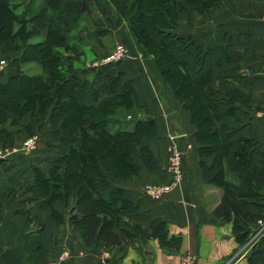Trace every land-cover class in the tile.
Wrapping results in <instances>:
<instances>
[{
    "label": "trees",
    "instance_id": "obj_1",
    "mask_svg": "<svg viewBox=\"0 0 264 264\" xmlns=\"http://www.w3.org/2000/svg\"><path fill=\"white\" fill-rule=\"evenodd\" d=\"M85 1L36 0L34 10L23 5L17 11L24 0H0V52H13L15 68L0 80V135L10 141L7 127L18 124L23 116L29 134L33 118H44L56 143L40 164H31L22 189L29 192L28 200L49 208L52 220L77 229L86 246L102 243L113 257L128 243L147 238L179 247L181 238L169 236L165 219L154 218L148 226L133 222L140 215L138 205L111 180L137 174V159L147 169L155 168V155L145 142L159 137L155 118L135 115L143 106L132 78L124 77L123 59L87 65L72 43L64 44L66 54L55 47L64 43V32L76 26L87 10ZM110 2L126 20L136 48L152 56L175 99L189 110L202 179L222 189L213 214L233 224L241 243L247 241L248 223L262 217L248 209L262 206L264 157L257 164V141L238 136V127L223 121L226 116L238 119L236 104L245 101L237 87L222 89L215 82L229 72L236 74L232 67L229 71L223 66L236 59L238 52L230 44L205 45L192 32L176 29L186 5L207 13L221 0ZM105 31L110 30L94 29L96 43L103 44L100 32ZM26 62H36L40 71H24L21 64ZM120 109L132 116L120 119ZM259 252L258 246L252 247L247 264H254L252 256Z\"/></svg>",
    "mask_w": 264,
    "mask_h": 264
},
{
    "label": "crops",
    "instance_id": "obj_2",
    "mask_svg": "<svg viewBox=\"0 0 264 264\" xmlns=\"http://www.w3.org/2000/svg\"><path fill=\"white\" fill-rule=\"evenodd\" d=\"M219 6L220 11H217ZM219 6L209 10L210 29L206 44L222 48L230 44L238 57L223 66L236 74L228 71L227 76L221 81L215 79V82L221 84L222 89L237 87L245 101L236 104L237 120L226 116L223 121L238 127V136L257 141L255 156L257 164L261 165L264 157V0H221ZM84 16L85 13L72 29L79 30ZM64 37V43L55 47L68 53L63 50L64 44L70 43L66 41L68 32H64ZM132 58L125 59L121 66L124 64V77L132 78L137 98L143 106L135 111V115L156 119L159 137L145 142L155 155L156 167L147 169L137 159V174L127 180H111L124 188L125 196L138 205L140 215L133 217V222L148 226L154 218L165 219L169 236L181 238L179 247H167L157 239L147 238L143 242L128 243L120 255L113 257V252L102 243L96 247L86 246L77 229L66 222L52 220L47 206H37L27 199L28 191L19 189L22 179H29L31 164L36 163V154L31 153L33 156H0V264H178L185 251L196 256V264H247L254 246H258L260 252L252 256V261L263 263L264 199L260 202L261 207H249L252 214L259 213L262 217L248 223L249 238L241 243L233 224L223 222L213 214L222 189L202 179L196 154L198 144L193 134L195 127L190 122L189 110L175 99L169 85L149 61L144 62L140 54ZM109 62L104 58L92 61L91 65ZM25 121L26 116H23L18 124L7 127L12 138L9 141L0 135V149H8L6 146L10 145L9 149L14 152L18 145L16 149L23 152L26 136L19 144L12 140L26 134L38 136L40 131L49 135L48 152L56 142L44 118H33L34 128L29 134L24 128ZM37 138L39 142L40 137ZM171 141H175L184 153L179 180H175L167 167L166 147ZM36 145L30 148L34 149L33 153H37ZM144 184H155L158 193H148ZM54 206L60 210L58 202Z\"/></svg>",
    "mask_w": 264,
    "mask_h": 264
},
{
    "label": "rangeland",
    "instance_id": "obj_3",
    "mask_svg": "<svg viewBox=\"0 0 264 264\" xmlns=\"http://www.w3.org/2000/svg\"><path fill=\"white\" fill-rule=\"evenodd\" d=\"M85 2L88 8L85 11V16L80 20V28L78 31L76 30V28L69 30L68 32L69 38L66 41L72 43L78 51H81V58L85 60V63L87 65H91L92 61L102 60L104 58L110 57L113 50L115 49L116 43L121 42V43L126 44L129 47L130 53L132 55L130 57L126 56L122 58L123 60L120 59L122 60V62L125 59L126 60L133 59L132 57L135 54H140L142 55V57H144L145 59V60L143 59L144 62L149 61V65H151V67L155 68V70L158 71L152 56L151 55L145 56L142 53H140V51L136 48L135 42H134L135 38L129 31L126 20L123 17L118 15L113 5L111 4L110 0H99V1L98 0H86ZM23 3L24 4H21L20 6L17 7L16 9L17 11H20L23 5L26 6L27 9L30 8L32 10H34L37 6L36 0H24ZM220 8L221 7L219 6L217 11H220ZM196 11L197 10H195L191 6L186 5V9L182 10L179 13L180 16L177 19L176 29L177 31L182 32V33L192 32L198 38L199 41H201L202 43L206 45L207 43L206 35L210 29V26H209L210 21H207L208 20L207 16L209 14V11L207 13H199L198 11L197 12ZM28 13L29 12H27V14ZM103 26L109 28L110 31H105L104 33L100 32L103 38V44L102 43L100 44L99 42L97 43L98 44L97 45L95 44L96 39L92 37V33L96 27H103ZM77 35H79L78 38H77ZM76 38L78 39V42ZM99 45H102V46L98 47ZM12 55H13V52L11 51H6V53L0 52V59L1 58L3 59V63L0 64V80L4 79L8 74L13 72L12 70L14 67L12 66V62H11ZM146 57H149V58H146ZM78 58L80 59V57ZM109 61H113V60H109ZM21 68L26 72H39L40 71V67L36 62L23 63L21 64ZM118 113H119L118 115L120 119H124V118L128 119V115L132 116V112L129 113V112L124 111L123 109L118 110ZM38 132L40 133L38 136L37 134H33L29 136L26 134V135H21V137L17 136L16 137L17 140H12L13 143L19 144L21 142V139L24 138V136H26L24 139L25 141L23 140L24 143L30 140L31 148H33L36 145V142H38L37 137H40L38 145H36L37 147L35 148L37 150V153H33L34 149H30V148L29 149L27 148L26 150L24 149L22 152V149L21 150L16 149L18 145H16V147L14 146L15 150L13 152V150L9 149L10 145H8L6 146V148L8 147V149H5V150L0 149V156L2 158H7L8 156H14V155L33 156L31 155L32 153V154H36L35 156L36 163H33V164H36V165L40 164L42 160L39 162L37 161L41 157H42L41 159H43L47 153L46 147L48 145H46L47 144L46 142L49 140V135H47L44 132H40V131ZM172 138L171 140H174ZM173 143H175V141H171V143L168 144L166 147L167 163L171 155L170 146ZM177 147L179 148L178 145ZM180 151L182 153L181 161H183L184 153L181 149ZM25 178L26 177L22 179V182L25 180ZM22 185L20 184L19 189H22ZM154 185L155 184H144V186L146 187L147 186L157 187Z\"/></svg>",
    "mask_w": 264,
    "mask_h": 264
},
{
    "label": "built area",
    "instance_id": "obj_4",
    "mask_svg": "<svg viewBox=\"0 0 264 264\" xmlns=\"http://www.w3.org/2000/svg\"><path fill=\"white\" fill-rule=\"evenodd\" d=\"M130 57V49L129 47L121 42H117L115 45V49L113 50L112 54L110 57L106 58V60H119L124 57ZM3 63V59H0V64ZM24 148H31V141L29 140L28 142L24 143ZM171 150V155L168 161V170L169 172L173 175L175 180H179L182 175V161H181V151L177 147L175 143H173L170 146ZM148 193H158L159 188L153 187V186H147L146 187ZM150 191V192H149ZM53 264V263H50ZM178 264H196V256L189 252L185 251L182 252L179 258Z\"/></svg>",
    "mask_w": 264,
    "mask_h": 264
}]
</instances>
